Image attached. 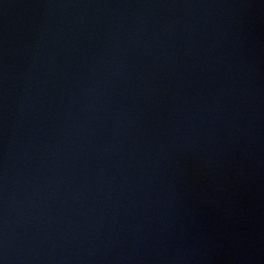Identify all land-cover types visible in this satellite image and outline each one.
I'll return each mask as SVG.
<instances>
[{"label": "water", "instance_id": "95a60500", "mask_svg": "<svg viewBox=\"0 0 264 264\" xmlns=\"http://www.w3.org/2000/svg\"><path fill=\"white\" fill-rule=\"evenodd\" d=\"M0 264H264V0H0Z\"/></svg>", "mask_w": 264, "mask_h": 264}]
</instances>
